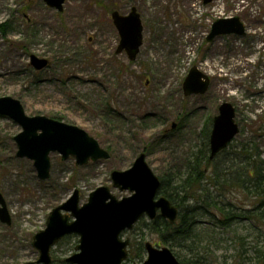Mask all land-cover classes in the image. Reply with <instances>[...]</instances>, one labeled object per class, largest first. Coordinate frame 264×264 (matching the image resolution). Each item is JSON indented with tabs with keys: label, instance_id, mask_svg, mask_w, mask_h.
<instances>
[{
	"label": "rangeland",
	"instance_id": "rangeland-1",
	"mask_svg": "<svg viewBox=\"0 0 264 264\" xmlns=\"http://www.w3.org/2000/svg\"><path fill=\"white\" fill-rule=\"evenodd\" d=\"M132 8L142 44L131 61L125 51L117 53L111 12L127 16ZM235 17L243 36L206 41L215 21ZM4 23L9 30L0 34V98L19 101L28 117L83 130L109 158L77 165L51 153L49 178L42 181L33 161L16 156L13 138L20 126L0 116V196L11 221L0 222V264L35 262L33 236L75 191L79 207L101 187L116 199L128 197L112 187L111 173L129 170L140 154L159 180L182 176L192 155L209 154L212 121L224 103L233 108L239 130L226 151L248 145L264 161V0H66L62 12L41 0H0ZM31 56L48 67L35 71ZM193 67L209 86L202 95L184 96ZM135 229L122 235L134 247L124 264L145 260L136 243L168 248L144 228ZM233 233L217 230L199 248H209L204 252L217 262L230 260L238 251ZM78 240L70 235L51 248L53 263L65 264L77 253Z\"/></svg>",
	"mask_w": 264,
	"mask_h": 264
},
{
	"label": "water",
	"instance_id": "water-1",
	"mask_svg": "<svg viewBox=\"0 0 264 264\" xmlns=\"http://www.w3.org/2000/svg\"><path fill=\"white\" fill-rule=\"evenodd\" d=\"M64 1L43 0L46 6L58 12H62ZM210 1L203 0V3ZM111 17L120 37L117 53L125 51L128 58L134 60L142 44L139 15L132 9L127 16L115 11ZM244 34V26L238 18L220 19L213 23L207 41L223 35ZM47 64L44 59L30 57V65L35 71L43 70ZM208 86L209 79L193 67L183 83L184 96L202 95ZM0 116L20 126L21 132L13 138L17 146L16 156L33 161L37 176L42 181L49 178L51 153H58L63 161L74 158L77 165L109 158L97 141L83 130L44 116L28 117L20 102L13 98H0ZM234 116L230 104L224 103L219 107L209 139L211 160L238 134ZM145 158L144 154H140L129 170L111 173L112 187L121 192L128 191L129 197L117 200L108 188L101 187L89 195L86 204L79 207V193L75 191L67 202L54 209L47 218L46 228L33 237L32 246L39 252L37 261L25 264H51V247L72 234L79 236V243L75 248L77 253L67 258V263L122 264L127 258L129 240L123 241L120 236L125 231H131L143 216L154 220L159 211L162 218L174 224L178 210L164 197L155 201L160 182ZM0 205V222L10 225L1 196ZM69 216L74 221L69 222ZM144 249L147 259L142 264H180L167 248L158 249L146 243Z\"/></svg>",
	"mask_w": 264,
	"mask_h": 264
},
{
	"label": "trees",
	"instance_id": "trees-1",
	"mask_svg": "<svg viewBox=\"0 0 264 264\" xmlns=\"http://www.w3.org/2000/svg\"><path fill=\"white\" fill-rule=\"evenodd\" d=\"M8 30L6 23L0 24L1 35ZM223 154L225 159L217 163ZM160 182L159 194L179 210L176 224L157 217L152 222L141 220L135 230L142 227L155 236L181 264H264V161L254 147L225 150L213 160L207 149L200 150L188 159L182 176ZM217 230L235 232L238 251L230 260L217 262L204 252L209 248H199ZM136 245L138 253L143 250L141 242ZM132 248L130 244V258Z\"/></svg>",
	"mask_w": 264,
	"mask_h": 264
},
{
	"label": "flooded vegetation",
	"instance_id": "flooded-vegetation-1",
	"mask_svg": "<svg viewBox=\"0 0 264 264\" xmlns=\"http://www.w3.org/2000/svg\"><path fill=\"white\" fill-rule=\"evenodd\" d=\"M41 1L43 2V0H41ZM65 1H66V0H65ZM65 1H64V4H65ZM211 2H212V0H211ZM211 2H210V3H211ZM43 3H44V2H43ZM44 4H45V3H44ZM64 4H63V5H64ZM45 5H46V4H45ZM132 9H134V8H132ZM132 9H131V10H132ZM131 10H130V12H131ZM115 29H116V28H115ZM116 31H117V30H116ZM117 33H118V32H117ZM141 34H142V33H141ZM118 35H119V34H118Z\"/></svg>",
	"mask_w": 264,
	"mask_h": 264
}]
</instances>
